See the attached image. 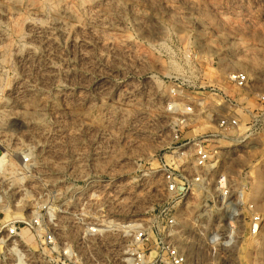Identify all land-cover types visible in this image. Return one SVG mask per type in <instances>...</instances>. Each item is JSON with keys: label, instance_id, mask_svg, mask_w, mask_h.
Wrapping results in <instances>:
<instances>
[{"label": "rangeland", "instance_id": "obj_1", "mask_svg": "<svg viewBox=\"0 0 264 264\" xmlns=\"http://www.w3.org/2000/svg\"><path fill=\"white\" fill-rule=\"evenodd\" d=\"M231 73L248 76L246 91L225 82ZM186 81L209 103L200 87L215 85L258 112L264 0H0V195L18 191L13 205L21 201L0 219L30 211L79 175L82 160L133 188L125 215L144 211L160 182L147 135L163 123L173 85ZM258 116L261 130L229 167L250 195L260 169L264 175V112ZM261 184L251 199L264 208V176ZM241 248L245 261L236 264L264 262V233Z\"/></svg>", "mask_w": 264, "mask_h": 264}, {"label": "built area", "instance_id": "obj_2", "mask_svg": "<svg viewBox=\"0 0 264 264\" xmlns=\"http://www.w3.org/2000/svg\"><path fill=\"white\" fill-rule=\"evenodd\" d=\"M224 80L240 92L250 83L245 73H231ZM197 87L175 83L163 123L147 135L160 181L150 206L138 215H125L122 208L134 197L133 188L91 172L90 160H82L79 175L63 179L30 211L25 205L21 215L0 219V264L245 261L241 246L260 241L264 208L248 199L247 187L237 186L229 167L235 151L261 130L258 113L264 112V95L256 96L255 112L246 109L245 98L228 96L215 85L200 87L212 94L209 103L208 97L193 95ZM68 158L72 163V155ZM22 162L31 164V157ZM17 192L0 195V215L13 212Z\"/></svg>", "mask_w": 264, "mask_h": 264}, {"label": "bare ground", "instance_id": "obj_3", "mask_svg": "<svg viewBox=\"0 0 264 264\" xmlns=\"http://www.w3.org/2000/svg\"><path fill=\"white\" fill-rule=\"evenodd\" d=\"M237 63V62H236ZM263 170L262 169H260L259 170V172L257 173V176H256V178H257V184H256V186H255V182H254V184L252 185V190H251V195L248 193V199H250L251 201H253V199H256V198H259V196L262 194V181H263ZM253 190H255L254 192H253ZM251 197L253 198V199H251ZM21 202V201H20ZM19 202V203H20ZM253 202H255V201H253ZM19 203L17 204L18 206H19ZM257 203V202H256ZM258 204V203H257ZM258 206H259V208H262L259 204H258ZM191 248V247H190ZM260 252V253H259ZM262 250L260 251H258V253L260 254V255H262ZM263 257V256H262ZM260 258V257H259ZM258 258V264H263L264 262L262 261L263 259L261 258V261L262 262H260V259ZM256 259H257V257H256ZM257 262V261H256Z\"/></svg>", "mask_w": 264, "mask_h": 264}]
</instances>
